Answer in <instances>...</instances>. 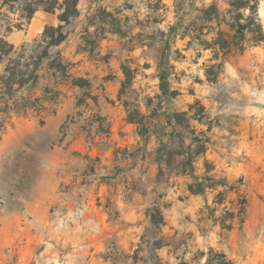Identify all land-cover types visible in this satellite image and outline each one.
I'll return each instance as SVG.
<instances>
[{
	"label": "rangeland",
	"instance_id": "374dc122",
	"mask_svg": "<svg viewBox=\"0 0 264 264\" xmlns=\"http://www.w3.org/2000/svg\"><path fill=\"white\" fill-rule=\"evenodd\" d=\"M234 1L79 3L0 93V264H264V0ZM57 24L37 12L11 58Z\"/></svg>",
	"mask_w": 264,
	"mask_h": 264
},
{
	"label": "trees",
	"instance_id": "16d2710c",
	"mask_svg": "<svg viewBox=\"0 0 264 264\" xmlns=\"http://www.w3.org/2000/svg\"><path fill=\"white\" fill-rule=\"evenodd\" d=\"M81 1L83 0H0L1 28L4 32V35H0V63L4 60L8 61L3 74L0 75L1 95L7 97V99H11L15 92L29 83L36 81L38 78L39 66L42 60L48 57L47 50L59 46L66 40L67 35L63 31L64 26L79 15L78 7ZM231 5L240 9L244 7V2L235 0ZM40 11L45 14L56 15L58 24L56 26H47L43 30L41 38L42 43L46 47L45 52L39 57H36L32 64L22 66L19 61L11 58V55L14 53V47L6 40V35L11 34L14 30H21L24 25L29 24L33 16ZM251 16H255V13H252ZM207 20H210V18ZM238 26L240 29L243 28L242 25ZM170 31H174V28H171ZM262 40V31L260 27H257V37L255 41L258 43ZM204 45L209 46V43L205 41ZM211 45L220 50H226L229 46V41L224 37L223 32L219 31L217 37L212 40ZM159 80L160 90L163 94H166L168 92L166 75L161 74ZM7 112L8 111H2L3 114ZM196 142L198 149L195 155L204 154L206 141L198 139ZM185 172V170L182 171V174H185ZM206 180L209 181L210 179L206 178ZM195 186L197 188L196 191L193 189V185L189 187L191 193L202 192L205 188H209L199 182H197ZM150 220L154 224H160L162 222L160 219L157 220L154 215H150ZM219 256L224 259V255L219 254ZM221 264L231 263L227 261Z\"/></svg>",
	"mask_w": 264,
	"mask_h": 264
}]
</instances>
